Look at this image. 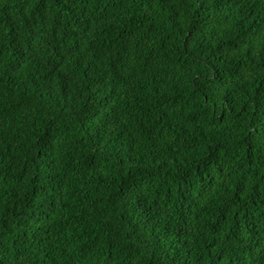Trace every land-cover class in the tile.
Returning <instances> with one entry per match:
<instances>
[{"label":"trees","instance_id":"16d2710c","mask_svg":"<svg viewBox=\"0 0 264 264\" xmlns=\"http://www.w3.org/2000/svg\"><path fill=\"white\" fill-rule=\"evenodd\" d=\"M0 264H264V0H0Z\"/></svg>","mask_w":264,"mask_h":264}]
</instances>
